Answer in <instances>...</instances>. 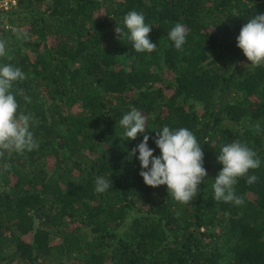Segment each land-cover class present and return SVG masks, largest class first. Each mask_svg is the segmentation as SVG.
Segmentation results:
<instances>
[{
	"label": "trees",
	"instance_id": "1",
	"mask_svg": "<svg viewBox=\"0 0 264 264\" xmlns=\"http://www.w3.org/2000/svg\"><path fill=\"white\" fill-rule=\"evenodd\" d=\"M132 10L153 27V53L115 31ZM256 13L264 0H20L1 11L0 63L25 73L12 91L39 147L0 155V264H264V66L236 46ZM177 22L182 51L167 36ZM132 107L151 148L165 125L197 137L207 176L191 204L143 182L130 153L143 136L118 123ZM233 141L262 161L255 183L238 180V206L211 187ZM98 176L113 186L96 192Z\"/></svg>",
	"mask_w": 264,
	"mask_h": 264
},
{
	"label": "clouds",
	"instance_id": "2",
	"mask_svg": "<svg viewBox=\"0 0 264 264\" xmlns=\"http://www.w3.org/2000/svg\"><path fill=\"white\" fill-rule=\"evenodd\" d=\"M152 29L145 22L143 13L135 10L125 14L122 27H115L120 40L124 38L130 41L138 53H153L156 50L157 45L149 38ZM187 31L186 26L179 22L169 30L168 39L176 50H183ZM236 46L251 62L250 66H264V14L256 13L247 20L236 37ZM7 50L6 41L0 40V56L6 55ZM25 78L20 67L0 63V155L8 151L23 153L39 147L32 131L33 115L19 112V103L12 91L14 83ZM24 99L30 101V97L25 96ZM118 123L128 139L135 140L138 134L143 136L142 142L130 153L139 162V175L145 185L152 188L166 186L175 201L191 204L207 176L203 165L204 153L195 134L186 127L171 128L165 125L154 132L155 148H151L148 143L150 136L145 133L146 120L141 111L130 108ZM256 128L261 131L259 125ZM156 149L160 153L158 156L154 154ZM217 162L222 169L211 180L214 200L242 205L244 200L237 195L235 186L244 177H247L248 184L256 182L257 177L249 175V172L261 167L258 153L244 142L233 141L220 147ZM112 186L111 177L98 176L95 180L98 193H104Z\"/></svg>",
	"mask_w": 264,
	"mask_h": 264
},
{
	"label": "built area",
	"instance_id": "3",
	"mask_svg": "<svg viewBox=\"0 0 264 264\" xmlns=\"http://www.w3.org/2000/svg\"><path fill=\"white\" fill-rule=\"evenodd\" d=\"M20 0H0V12L15 8Z\"/></svg>",
	"mask_w": 264,
	"mask_h": 264
}]
</instances>
